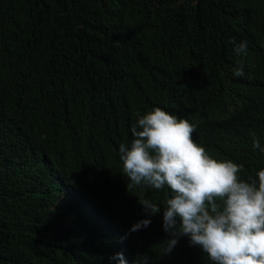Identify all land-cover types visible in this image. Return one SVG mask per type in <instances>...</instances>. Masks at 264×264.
Instances as JSON below:
<instances>
[{
	"label": "trees",
	"instance_id": "obj_1",
	"mask_svg": "<svg viewBox=\"0 0 264 264\" xmlns=\"http://www.w3.org/2000/svg\"><path fill=\"white\" fill-rule=\"evenodd\" d=\"M155 107L254 178L264 168V0H0V264H108L120 249L136 264H213L188 236L164 254L170 190L123 175L119 146ZM83 192L112 210L115 247L103 232L88 237Z\"/></svg>",
	"mask_w": 264,
	"mask_h": 264
},
{
	"label": "clouds",
	"instance_id": "obj_2",
	"mask_svg": "<svg viewBox=\"0 0 264 264\" xmlns=\"http://www.w3.org/2000/svg\"><path fill=\"white\" fill-rule=\"evenodd\" d=\"M234 50L246 54V43L236 44ZM234 75H244L243 65ZM137 117L131 128L134 138L129 145L120 144L119 157L129 184L171 192L163 207V228L171 237L164 242L163 253L188 236L213 264H264V168L254 178L242 179L243 165L213 158L194 141L196 126L187 119L160 107ZM253 148H260L259 140L254 139ZM78 200L80 215L92 226L88 237L103 232L108 249L115 247L120 231L112 210L106 206L102 210L84 192ZM139 204L149 215L160 212L150 200L139 199ZM150 223L139 221L130 232ZM115 255L108 264H136V255L128 249ZM139 264H148L147 255Z\"/></svg>",
	"mask_w": 264,
	"mask_h": 264
}]
</instances>
